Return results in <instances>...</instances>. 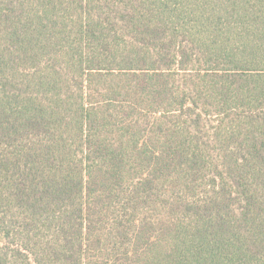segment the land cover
Returning a JSON list of instances; mask_svg holds the SVG:
<instances>
[{
    "label": "trees",
    "instance_id": "obj_1",
    "mask_svg": "<svg viewBox=\"0 0 264 264\" xmlns=\"http://www.w3.org/2000/svg\"><path fill=\"white\" fill-rule=\"evenodd\" d=\"M0 264H264V0H0Z\"/></svg>",
    "mask_w": 264,
    "mask_h": 264
}]
</instances>
